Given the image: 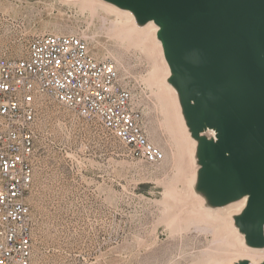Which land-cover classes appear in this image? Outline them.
<instances>
[{
    "label": "rangeland",
    "instance_id": "rangeland-1",
    "mask_svg": "<svg viewBox=\"0 0 264 264\" xmlns=\"http://www.w3.org/2000/svg\"><path fill=\"white\" fill-rule=\"evenodd\" d=\"M79 10L60 0H0V59L25 57L37 36L82 38L98 61L116 65L140 127L167 161L146 163L98 123L43 97L34 186L26 201L33 264H194L212 237L186 225L172 233L167 226V184L175 180L170 189L176 205L192 172L189 164L175 168L157 96L163 80L152 76L154 58L103 31L104 12Z\"/></svg>",
    "mask_w": 264,
    "mask_h": 264
},
{
    "label": "water",
    "instance_id": "water-1",
    "mask_svg": "<svg viewBox=\"0 0 264 264\" xmlns=\"http://www.w3.org/2000/svg\"><path fill=\"white\" fill-rule=\"evenodd\" d=\"M102 1L157 26L166 82L196 143L194 190L210 209L245 201L234 227L264 250V0Z\"/></svg>",
    "mask_w": 264,
    "mask_h": 264
},
{
    "label": "built area",
    "instance_id": "built-area-1",
    "mask_svg": "<svg viewBox=\"0 0 264 264\" xmlns=\"http://www.w3.org/2000/svg\"><path fill=\"white\" fill-rule=\"evenodd\" d=\"M43 97L98 123L146 163L165 160L140 127L112 61H98L77 36L34 37L25 57L0 59V264H33L26 201L34 186Z\"/></svg>",
    "mask_w": 264,
    "mask_h": 264
},
{
    "label": "bare ground",
    "instance_id": "bare-ground-1",
    "mask_svg": "<svg viewBox=\"0 0 264 264\" xmlns=\"http://www.w3.org/2000/svg\"><path fill=\"white\" fill-rule=\"evenodd\" d=\"M60 1L61 4L73 6L80 9L79 11H88L90 14L104 12L107 14V17H101V29L103 31L116 36L123 43L130 41L129 43L132 42L138 45H135L136 47L142 46L155 59H152V64L154 71L155 69L156 71L152 76L153 78L161 76L163 80L162 86H157L159 92L157 96L165 119V128L169 136L168 143L173 154L174 165L176 169L181 170L182 167H187L189 164L192 172L187 187L185 184L182 190L185 195L176 205L175 202L174 204L172 203L175 195L172 194V188L170 189L175 180L167 184L169 190L167 189L164 200L165 205L169 209V214L166 219L167 226L172 233L183 230L180 227L186 225V228H193L196 233L212 237L208 246L198 254L197 262L194 264H235L241 259H248L251 264L263 263L264 250L247 248L244 245V237L234 227L233 217L241 213L245 201L232 204L222 209H210L205 206L204 200L194 190L198 170L195 159L196 143L186 129L176 93L166 82L169 76V69L162 53L161 44L156 39L157 26L151 23L144 28H140L136 25L131 13L119 10L102 0ZM110 17H113V19ZM162 205L164 215H167V209L164 204ZM178 226L180 227L176 228Z\"/></svg>",
    "mask_w": 264,
    "mask_h": 264
}]
</instances>
